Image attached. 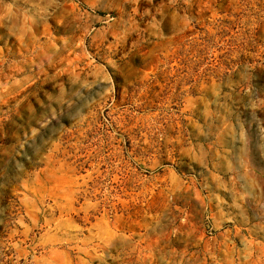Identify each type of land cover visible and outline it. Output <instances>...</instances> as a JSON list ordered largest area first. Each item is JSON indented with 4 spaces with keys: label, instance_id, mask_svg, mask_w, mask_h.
Listing matches in <instances>:
<instances>
[{
    "label": "rangeland",
    "instance_id": "rangeland-1",
    "mask_svg": "<svg viewBox=\"0 0 264 264\" xmlns=\"http://www.w3.org/2000/svg\"><path fill=\"white\" fill-rule=\"evenodd\" d=\"M0 264H264V0H0Z\"/></svg>",
    "mask_w": 264,
    "mask_h": 264
}]
</instances>
